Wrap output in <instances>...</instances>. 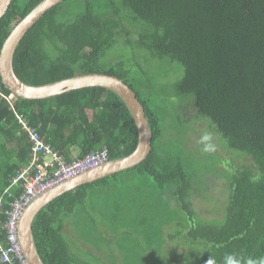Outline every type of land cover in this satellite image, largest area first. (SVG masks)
Returning <instances> with one entry per match:
<instances>
[{
    "label": "trees",
    "instance_id": "16d2710c",
    "mask_svg": "<svg viewBox=\"0 0 264 264\" xmlns=\"http://www.w3.org/2000/svg\"><path fill=\"white\" fill-rule=\"evenodd\" d=\"M40 1L12 0L0 17V48L15 23ZM120 33L125 45L142 50L141 56L179 63L182 74L175 92L191 97L184 109L207 117L209 130L238 159L226 158L223 218H200L193 208L192 174L180 157L161 154L160 119L149 99L141 98L128 81L124 61L113 59L102 65ZM13 68L32 85L95 72L117 76L134 90L150 126L151 151L133 169L151 176L158 189L155 197L165 204L170 200L182 216L180 225L176 221L179 228L168 237L180 239L186 250L157 255L164 253L159 249L161 241L145 259L134 261L128 256L131 264H206L211 257L225 264L228 255L241 264H264V0H62L25 33L14 52ZM11 94L0 77V193L28 160L27 134L14 110L68 160L104 147L109 159H116L136 147L135 122L122 99L108 88L89 86L40 99L15 95L14 109L5 97ZM108 179L68 190L36 214L32 233L44 264H97L99 257L70 243L63 229L86 202L92 204L86 201L87 187L102 182L111 186ZM10 190L18 194L21 187ZM118 193L119 203L114 206L118 211L141 210L133 212L134 221L138 213L147 212L145 202L138 200L147 198L141 190L127 193L119 185ZM154 204L153 215H158L160 204L156 199ZM111 206L113 200L107 199L102 210ZM146 215L138 222L144 223ZM156 223L167 225L165 218ZM152 229L151 225L149 232Z\"/></svg>",
    "mask_w": 264,
    "mask_h": 264
},
{
    "label": "rangeland",
    "instance_id": "374dc122",
    "mask_svg": "<svg viewBox=\"0 0 264 264\" xmlns=\"http://www.w3.org/2000/svg\"><path fill=\"white\" fill-rule=\"evenodd\" d=\"M123 39L124 34H118L116 45L119 47L114 44L109 50L111 55L108 54L102 65H110L113 59L124 61L123 69L127 71L128 81L139 92L141 98L149 99L148 104L153 106L160 119L163 131L157 143L161 154L180 157L185 170L190 176L192 174L193 208L201 216L200 218H223L225 213L223 200L226 201L228 194L225 170L229 165L228 160L235 162L238 159L231 155V150L226 147L227 143L221 139L218 142L214 131L209 130L206 121L209 122L210 120L207 117L191 114L189 109H184L188 108V101L191 97L178 96L175 92V82L182 74L179 63L167 61V59L161 61L157 58H151V56L150 58L141 56L142 50L137 52L132 45H125L126 41L124 42ZM192 112L194 113L193 108ZM240 160L245 162L243 158ZM242 162L240 161V163ZM121 180H124V187H127V191L141 190L143 195L147 196L146 201L144 197L142 198L149 215L147 220L144 223L127 222L130 226L124 227L122 224H117L115 225L117 227L103 228V232L100 230L101 227H98V243L101 245L99 249H96L91 238L95 231L93 228L83 225L84 217H89L90 214V218L96 220L97 226L108 225L109 222H114L108 217L112 214V209L109 208L106 214H103V200L112 199L113 207L119 202L117 199L119 185L118 188H111L116 194L99 188L106 186V183L102 182L87 187L88 194L93 193L92 197L95 198V205L99 211L95 213L94 210L90 213L87 211L88 214H85L86 211H81L75 214V217L71 216L70 222L66 221L64 226L68 239L74 242L76 247L79 246L81 249L85 247L98 256L99 258L95 260L97 264H106L105 260L108 264H131L128 256H131L134 261L140 258L145 259L150 253L152 254L154 248H159L161 241H164V244L159 249L164 251V254L156 252L157 255L171 256L170 252L173 254L176 251L181 254L186 250L185 246L180 245V239L168 237L175 229L179 228V222L183 218L178 211H175L170 200H166L165 204L164 199L161 198L160 200V197H155L154 193L158 189L152 177L148 174L139 173L137 168L131 167L116 173L107 181L117 184ZM199 181H201L200 187H198ZM97 192L100 196L97 195ZM155 199L162 210L158 215H153ZM164 211L166 214L162 217L161 214ZM164 218L167 225L161 226L156 223L164 222ZM151 225L153 229L149 232ZM87 231H90L91 234L87 235ZM79 241L81 242L79 243ZM136 264L143 263L136 262ZM156 264L159 263L156 262Z\"/></svg>",
    "mask_w": 264,
    "mask_h": 264
},
{
    "label": "water",
    "instance_id": "95a60500",
    "mask_svg": "<svg viewBox=\"0 0 264 264\" xmlns=\"http://www.w3.org/2000/svg\"><path fill=\"white\" fill-rule=\"evenodd\" d=\"M61 1L41 0L12 27L0 48V77L2 83L11 93L25 99L49 98L66 91L89 86L108 88L115 92L125 103L137 127L138 137L136 147L130 154L110 159L98 167L91 168L74 178L61 182L35 197L26 206L19 221L18 234L23 253L29 264H44L36 249L32 233L33 219L43 207L59 195L75 189L79 185L91 183L136 166L151 151L150 126L145 116L144 107L134 90L121 78L106 73L88 72L46 84L32 85L22 81L15 73L13 56L18 43L47 10ZM11 2L12 0H0V17L5 14Z\"/></svg>",
    "mask_w": 264,
    "mask_h": 264
},
{
    "label": "built area",
    "instance_id": "2783aa9c",
    "mask_svg": "<svg viewBox=\"0 0 264 264\" xmlns=\"http://www.w3.org/2000/svg\"><path fill=\"white\" fill-rule=\"evenodd\" d=\"M5 97L13 106L16 96L12 93ZM14 113L21 129L27 134L29 153L27 163L10 178L8 186L0 193V231L4 235L3 240L0 239V261L5 264H28L18 234L19 221L26 206L55 185L107 162L109 154L104 147L68 160L45 141L22 114L15 110ZM13 186L21 187L18 194L10 190Z\"/></svg>",
    "mask_w": 264,
    "mask_h": 264
},
{
    "label": "crops",
    "instance_id": "0c3cea01",
    "mask_svg": "<svg viewBox=\"0 0 264 264\" xmlns=\"http://www.w3.org/2000/svg\"><path fill=\"white\" fill-rule=\"evenodd\" d=\"M76 153V152H75ZM21 169V168H20ZM19 169V170H20ZM18 170V171H19ZM17 171V172H18ZM118 173V172H117ZM116 174V173H115ZM114 174V175H115ZM111 175H113V174H111ZM111 175H109V176H106V177H109L110 178V176ZM112 177V176H111ZM128 180V179H127ZM97 181V180H96ZM95 182V181H94ZM106 183V182H105ZM112 185L110 186H105V187H99V188H103L105 191H112V192H114V193H116L114 190H112L111 188H114V187H117L118 185H120L121 187H122V189L125 191V192H127L128 193V191H127V187H124V184H125V182H124V180H121V181H119L117 184H114V183H112V181L110 182ZM94 184H91V185H89V186H93ZM99 188H98V190H99ZM130 193V192H129ZM97 195L98 196H100L99 195V192H97ZM128 195H130L131 196V194H128ZM93 196V193H91L90 195L88 194L87 195V199H86V201H92V204L91 203H88V202H86L85 203V205L83 206V208L81 209V210H79V212H81V211H86L85 212V214L87 213L88 214V212L90 213L91 211H93L94 210V213L96 212V211H99L98 210V207L95 205V203H96V201H95V198L94 197H92ZM138 197V196H137ZM140 198V197H139ZM138 200H140L141 202H144V200L143 199H138ZM119 203V202H118ZM106 204V200H103V205H105ZM143 205H144V203H142ZM140 205V204H139ZM91 208V210H89ZM111 209H112V214L110 215V216H108L110 219H112L114 222H109L108 223V225H106V224H101V225H98L97 226V222H96V220H94V219H91L90 218V214H89V217L88 216H86V217H84L85 218V222H83V225L84 226H86V227H91V228H93V230L95 231V233H93L92 235H91V238H92V241H93V244H94V247L96 248V249H99V247L97 246V245H95V244H97V242H98V239H99V235L97 234V229H98V227H101L100 228V230H101V232H103V228H108V227H110V228H113V227H117V226H115V225H117V224H122V226L124 227V226H130L127 222H134V214H133V212L134 213H137V211H141V210H134L133 212H130L131 210H127L126 209V213H123V212H121V211H118L117 210V208H114L113 206H111L110 207ZM88 211V212H87ZM106 212L107 211H103L102 210V213L103 214H106ZM117 212L118 213H120V216H117ZM147 214V212H144V213H138V215L137 216H139V218L136 220V221H142L141 219H140V217H145V216H147L146 215ZM66 221H68V222H70V219H67ZM115 222H117L116 224H115ZM71 223H72V221H71ZM65 224H66V222H65ZM63 231H64V229H63ZM64 233L67 235V233L64 231ZM89 233L91 234V232L89 231ZM98 235V236H97ZM68 236V235H67ZM78 236V235H77ZM70 241V240H69ZM81 241H79V243H80ZM70 243H74V242H72V241H70ZM80 245V244H79ZM81 246V245H80ZM83 247V246H82ZM83 248H85V247H83ZM86 249V248H85ZM87 250V249H86ZM164 254V253H163Z\"/></svg>",
    "mask_w": 264,
    "mask_h": 264
},
{
    "label": "clouds",
    "instance_id": "9594fccd",
    "mask_svg": "<svg viewBox=\"0 0 264 264\" xmlns=\"http://www.w3.org/2000/svg\"><path fill=\"white\" fill-rule=\"evenodd\" d=\"M206 150H209V148H206ZM110 160V159H109ZM25 256V255H24ZM26 258V257H25ZM27 260V259H26ZM28 262V261H27ZM29 264V263H28ZM206 264H217V261L215 260V258L211 257L210 259H208L206 261ZM225 264H241V261L236 258L233 255H228L225 259ZM249 264H251V262H249Z\"/></svg>",
    "mask_w": 264,
    "mask_h": 264
},
{
    "label": "bare ground",
    "instance_id": "6f19581e",
    "mask_svg": "<svg viewBox=\"0 0 264 264\" xmlns=\"http://www.w3.org/2000/svg\"><path fill=\"white\" fill-rule=\"evenodd\" d=\"M33 127H34V126H33ZM23 131H24V130H23ZM24 132H25V131H24ZM16 173H17V172H16ZM16 173H15V174H16ZM12 176H13V175H12ZM12 176H11V177H12ZM11 177H10V178H11Z\"/></svg>",
    "mask_w": 264,
    "mask_h": 264
}]
</instances>
